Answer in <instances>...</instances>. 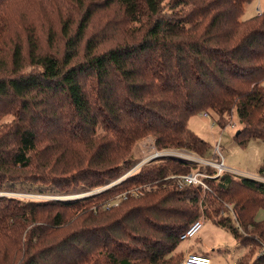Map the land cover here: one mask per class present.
<instances>
[{"label": "trees", "instance_id": "1", "mask_svg": "<svg viewBox=\"0 0 264 264\" xmlns=\"http://www.w3.org/2000/svg\"><path fill=\"white\" fill-rule=\"evenodd\" d=\"M252 1L0 0V264H181L180 235L201 217L247 249L235 264H264L249 256L264 246L260 181L223 172L179 187L168 177L215 170L157 158L106 187L146 139L203 155L188 129L203 112L221 128L235 115L240 145L264 143V15L242 19Z\"/></svg>", "mask_w": 264, "mask_h": 264}, {"label": "rangeland", "instance_id": "2", "mask_svg": "<svg viewBox=\"0 0 264 264\" xmlns=\"http://www.w3.org/2000/svg\"><path fill=\"white\" fill-rule=\"evenodd\" d=\"M20 14L25 16V21H29L32 17L34 19V15H36L33 12L31 14L29 12H22ZM257 15H264V0H253L248 5H246L242 19H248ZM40 36L43 40L44 36L42 33ZM106 46L109 48L111 45ZM106 46L105 48H107ZM208 115V118H204L201 116V114H197L190 117L188 121V129L200 139L208 143L209 147L207 151L202 155L185 148H172L174 150H178V153L180 154L176 158L186 160L184 163H193L197 166L201 165L200 162H204V160L219 162L220 157L215 154V146L219 141V150L223 158V163L227 168L242 171L258 178L255 175H257V171L264 161V143L260 141H251L242 146L234 140L235 134L241 127L238 118L235 115L232 116L229 124H226L223 128H221L217 123L218 120L215 115ZM153 146L154 145H152V141L149 139L140 142L138 147L135 148V151H137V156L140 158V160H145L147 151ZM164 150L165 149L159 151L162 152ZM98 192H100V190ZM144 193L145 191L143 194ZM88 194H96V190L92 192L90 191L87 193V195ZM143 194L141 196H143ZM6 195L24 200L38 201L53 199V196L44 198L43 196H36L33 194ZM123 195L124 193L117 196V199H120ZM77 197L80 196L62 197V199H75ZM133 198H138V196H133ZM255 221H264V210H259L256 213ZM177 251L182 252L184 256H186L189 251L205 253L209 256L211 264H235L240 258H242L244 255H248L249 253L245 247H242L233 238L230 232L215 225L209 220H204L201 230L193 239L182 240L177 247ZM262 252H264V246H262V248H257L254 252L250 253L249 256L255 258Z\"/></svg>", "mask_w": 264, "mask_h": 264}, {"label": "built area", "instance_id": "3", "mask_svg": "<svg viewBox=\"0 0 264 264\" xmlns=\"http://www.w3.org/2000/svg\"><path fill=\"white\" fill-rule=\"evenodd\" d=\"M201 116L204 118L209 117L208 113H205V112H203L201 114ZM219 148H220V144L218 141L216 143V146H215V154L220 157L219 162H213V161H208V160H204V162H200V164L202 166H207V167L215 170L213 175H208L206 173L196 171V172H192V173H188V174L172 175V176H169L168 179L175 180L179 187L180 186H186V185H195V186L199 185L203 189H207L206 184L204 183V179H209L212 177H218L223 172H229V173H232V174L237 175V176L254 179L256 181H260V182L264 183V181H263L264 177H262V176L255 175L258 177V178H256V177L249 175L245 172L233 170L231 168H227L223 163V158L221 156ZM179 155L180 154L178 153V150L165 149L164 151L161 152V151L157 150L156 148H154V146H153L147 151V156H145V160L141 159L140 162L137 165H135L130 171L126 172L120 178H118L117 180H115L114 182H112L110 185H108L106 187H111V186L116 185V184L120 183L121 181L127 179L128 177L133 175L135 172H137L138 169H140L141 167L146 165L147 161L149 162V161H152V160L157 159V158H173V157L176 158ZM187 157H188V155H187ZM103 188H100L98 190L96 189V193L99 190L102 191ZM144 190H145V188L140 186L138 188H133V189H130L129 191H126L123 196H127V195L141 196L143 194ZM53 199H55V198H53ZM116 204L117 203H114V205H116ZM204 220L205 219L203 217H201L198 220H196L195 222H193L180 235V238H179L180 241L193 239L198 234V232L201 230ZM181 264H211V261H210V258L208 255H203V254H198V253H188L184 257V259L182 260Z\"/></svg>", "mask_w": 264, "mask_h": 264}, {"label": "water", "instance_id": "4", "mask_svg": "<svg viewBox=\"0 0 264 264\" xmlns=\"http://www.w3.org/2000/svg\"><path fill=\"white\" fill-rule=\"evenodd\" d=\"M238 133V132H237ZM172 159H174V160H177V161H180V162H186V160H182V159H179V158H172Z\"/></svg>", "mask_w": 264, "mask_h": 264}, {"label": "crops", "instance_id": "5", "mask_svg": "<svg viewBox=\"0 0 264 264\" xmlns=\"http://www.w3.org/2000/svg\"><path fill=\"white\" fill-rule=\"evenodd\" d=\"M263 86H264V83H263ZM188 253H197V252H194V251H189Z\"/></svg>", "mask_w": 264, "mask_h": 264}]
</instances>
